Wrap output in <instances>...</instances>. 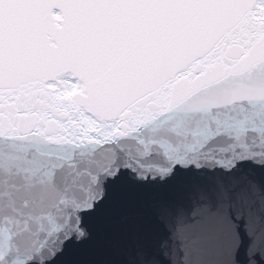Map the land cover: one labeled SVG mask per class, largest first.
<instances>
[{
	"label": "snow or ice",
	"instance_id": "1",
	"mask_svg": "<svg viewBox=\"0 0 264 264\" xmlns=\"http://www.w3.org/2000/svg\"><path fill=\"white\" fill-rule=\"evenodd\" d=\"M0 264H264V0H0Z\"/></svg>",
	"mask_w": 264,
	"mask_h": 264
}]
</instances>
